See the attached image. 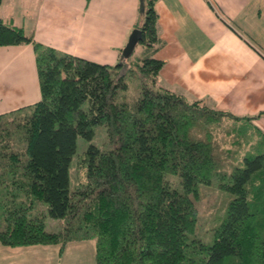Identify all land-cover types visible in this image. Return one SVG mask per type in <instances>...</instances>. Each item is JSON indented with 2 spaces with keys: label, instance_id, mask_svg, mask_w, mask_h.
<instances>
[{
  "label": "trees",
  "instance_id": "1",
  "mask_svg": "<svg viewBox=\"0 0 264 264\" xmlns=\"http://www.w3.org/2000/svg\"><path fill=\"white\" fill-rule=\"evenodd\" d=\"M142 2L134 22L141 37L113 64L42 44L0 18V45L33 44L41 94L0 114V242L59 243L61 251L92 237L95 264H264V134L222 129L224 117L245 126L254 116L158 84V13L155 0ZM132 73L139 96L127 102ZM99 124L112 146L85 148L84 179L70 189L76 137L91 138ZM166 173L178 175V188ZM213 178L233 197L205 243L193 234L194 198ZM39 203L42 215L33 213ZM45 215L62 218V229H46Z\"/></svg>",
  "mask_w": 264,
  "mask_h": 264
},
{
  "label": "crops",
  "instance_id": "2",
  "mask_svg": "<svg viewBox=\"0 0 264 264\" xmlns=\"http://www.w3.org/2000/svg\"><path fill=\"white\" fill-rule=\"evenodd\" d=\"M138 8L139 0H2L0 18L42 44L113 64ZM155 8L161 44L154 56L163 61L158 84L254 116L245 125L264 134V0H155ZM40 95L33 44L0 45V114ZM44 245L0 242V264H52L36 248Z\"/></svg>",
  "mask_w": 264,
  "mask_h": 264
},
{
  "label": "rangeland",
  "instance_id": "3",
  "mask_svg": "<svg viewBox=\"0 0 264 264\" xmlns=\"http://www.w3.org/2000/svg\"><path fill=\"white\" fill-rule=\"evenodd\" d=\"M138 52L139 48L136 47L134 53L137 54ZM126 81L128 83V87L124 91L121 99L127 102H133L139 96L140 81L133 73L126 77ZM220 123V127H222V129L236 127L239 125L240 127L246 128V131H249L250 134L254 132L250 125L244 126L234 122L233 119L228 117L221 119ZM220 135L223 136L222 133H220ZM91 143L104 149L112 146V143L108 140L104 125H96L94 127V133L89 139L79 135L76 137L75 152L71 157L68 167L70 189L74 188L84 179L81 164L79 163V156ZM165 178L172 184L173 187H179L178 175L166 173ZM197 190L199 196L194 198V201L198 209V214L193 234L201 238L205 243H211L213 240V228L224 216L233 194L219 188L216 184L215 178H213L209 183H199ZM33 213L38 215L46 213V204H37ZM43 219L45 221V227L48 230L56 231L62 227V218H53L45 215ZM44 246L46 247L37 246L36 248L44 255H50L52 264H95V240L92 237L67 241L61 251L59 250V243ZM49 258H46L45 261Z\"/></svg>",
  "mask_w": 264,
  "mask_h": 264
},
{
  "label": "water",
  "instance_id": "4",
  "mask_svg": "<svg viewBox=\"0 0 264 264\" xmlns=\"http://www.w3.org/2000/svg\"><path fill=\"white\" fill-rule=\"evenodd\" d=\"M142 7H143V2L142 0H140L139 8L142 9ZM140 37H141V30L139 28H133L128 36L125 45L121 50L122 55L124 57H127L132 53Z\"/></svg>",
  "mask_w": 264,
  "mask_h": 264
}]
</instances>
